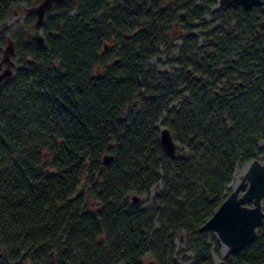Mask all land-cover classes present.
<instances>
[{"label":"trees","instance_id":"1","mask_svg":"<svg viewBox=\"0 0 264 264\" xmlns=\"http://www.w3.org/2000/svg\"><path fill=\"white\" fill-rule=\"evenodd\" d=\"M39 1L0 0V56L8 19ZM214 3L62 0L45 15V47L11 37L18 63L0 82V264H144L146 253L185 264L186 252L190 264H213L220 242L201 226L236 167L264 159V5L229 8L230 28L198 41L191 31ZM35 19L28 12L21 27ZM176 39V69L152 70L158 47L170 52ZM164 114L180 146L173 159L159 140ZM158 182L147 206L133 202ZM227 264H264V217Z\"/></svg>","mask_w":264,"mask_h":264},{"label":"water","instance_id":"2","mask_svg":"<svg viewBox=\"0 0 264 264\" xmlns=\"http://www.w3.org/2000/svg\"><path fill=\"white\" fill-rule=\"evenodd\" d=\"M60 1L62 0H41L28 8V12L36 16L34 30L24 31L28 43L38 47L46 46V39L42 32L45 15L55 3ZM261 4L262 0H219L217 9L226 10L241 6L249 10ZM15 55V41L9 38L0 57V82L13 75L16 61L12 57ZM159 140L164 154L171 159L175 158L179 145L169 127L163 126L159 129ZM113 158V154L106 153L103 155V163L109 166ZM245 165L241 181L231 189L217 210L201 226V230L213 231L220 244L226 248L222 258L215 264H227L232 254L239 252L253 241L263 221L264 159L255 158L246 162ZM132 200L138 202L139 197L134 194ZM146 264L156 263L151 259Z\"/></svg>","mask_w":264,"mask_h":264},{"label":"rangeland","instance_id":"3","mask_svg":"<svg viewBox=\"0 0 264 264\" xmlns=\"http://www.w3.org/2000/svg\"><path fill=\"white\" fill-rule=\"evenodd\" d=\"M218 4H219V0H216V3H214V5H211L209 7V11L204 15L203 19L195 22L191 33L197 38L198 41L200 37L202 36V34L208 30L216 29V28H226V29L230 28V24H232L233 22L231 19V15L229 12H227L228 9L218 10L217 9ZM29 7H31V5H26L24 8L16 10V12H14V14H12L11 17L8 19L7 28L9 30V34L15 40L22 38L20 35L21 33L23 34V32L25 31L24 28H26L27 30H31V31L34 30L33 25L21 27V25L24 24L25 20L27 19ZM214 13H217V14L215 15ZM228 24H229V27H227ZM180 44H181V41L179 39H176L172 48L170 49V52H164L162 47L159 46L157 54L150 59V62H149L150 68L158 73L160 72L172 73L177 67L175 60L179 57V52L177 48L180 46ZM15 47H16V41H15ZM12 59L16 61V66H17V63H18L17 55L13 56ZM179 102L180 100L175 101L174 103L171 104L170 107L171 108L177 107ZM165 117H166V114H164L158 121L157 126L159 129L163 126H166L163 124V120L165 119ZM179 148L180 146L178 147V149ZM244 165L245 163L236 167L235 172H234V177L231 183L232 188L235 185H237L243 178L244 173L239 178L236 177V174L240 171V169ZM161 187H162L161 182H158L154 187L151 188L149 195L136 194L139 197L138 203L143 207L147 206L148 203L153 198V196L155 195L156 191L159 190ZM248 204L251 205L250 202H248ZM184 248H185L184 242H182L180 238H176L175 239V249L177 250V252H181L185 254L183 252ZM221 249H222L221 244L218 250L215 249V246H212L211 254H212L213 264L216 263L217 261L216 259H220L222 257ZM185 255L187 256L185 259V264H190L191 254L189 252H186ZM151 259H152V255L150 253H146L143 257V263L146 264Z\"/></svg>","mask_w":264,"mask_h":264},{"label":"bare ground","instance_id":"4","mask_svg":"<svg viewBox=\"0 0 264 264\" xmlns=\"http://www.w3.org/2000/svg\"><path fill=\"white\" fill-rule=\"evenodd\" d=\"M245 168H246V165H244L241 169H240V171L236 174V177L237 178H239V177H241V175L244 173V171H245ZM226 251V248L224 247V246H222V249H221V254L223 255L224 254V252ZM222 258V257H221ZM220 258V259H221ZM217 261L219 260V259H216ZM216 261V262H217Z\"/></svg>","mask_w":264,"mask_h":264},{"label":"flooded vegetation","instance_id":"5","mask_svg":"<svg viewBox=\"0 0 264 264\" xmlns=\"http://www.w3.org/2000/svg\"><path fill=\"white\" fill-rule=\"evenodd\" d=\"M264 5V0H262V4L261 5H256V6H263ZM240 7V6H239ZM229 9V8H228Z\"/></svg>","mask_w":264,"mask_h":264}]
</instances>
